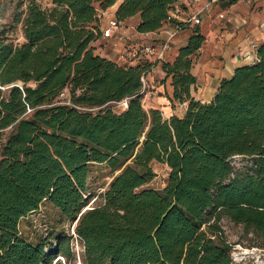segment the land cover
Masks as SVG:
<instances>
[{
	"label": "trees",
	"instance_id": "obj_1",
	"mask_svg": "<svg viewBox=\"0 0 264 264\" xmlns=\"http://www.w3.org/2000/svg\"><path fill=\"white\" fill-rule=\"evenodd\" d=\"M24 1L12 20L21 43L0 27V264H232L224 218L264 248V44L201 104L190 96L204 42L194 27L162 65L170 102L187 109L164 119L141 104L153 63L123 67L96 53L97 10L118 0H51L49 9L33 0L18 6ZM179 1L121 0L114 17L137 18L135 31L152 33ZM123 99L126 109L115 113ZM236 156L252 166L236 170ZM153 163L168 169L161 190L149 188ZM92 165L114 176L90 207ZM43 204L74 225L78 256L64 230L36 243L21 236L20 221Z\"/></svg>",
	"mask_w": 264,
	"mask_h": 264
},
{
	"label": "crops",
	"instance_id": "obj_2",
	"mask_svg": "<svg viewBox=\"0 0 264 264\" xmlns=\"http://www.w3.org/2000/svg\"><path fill=\"white\" fill-rule=\"evenodd\" d=\"M121 4L118 0L113 6L103 11L99 20L100 28L115 16ZM178 22L188 18L198 10L206 8L204 17L198 26L204 42L196 53L191 69L195 83L190 88V96L195 102L209 103L215 96L219 83L229 79L235 69L248 66L256 61L252 45L264 44V34L259 31V23L264 20V0H180ZM222 18H219V16ZM132 24H128L127 22ZM119 29L109 38H101L108 46L106 49L94 44L96 53L118 66H135L147 61L137 54L136 49L143 45L157 46L166 39V24L152 33L139 34L135 31L137 18L122 23ZM194 26L183 24L180 31L168 42V48L162 60L154 62L146 76L148 92L143 103L149 110H158L164 119L170 116L182 118L187 109V102H170L173 97L171 78L162 70L163 64H172L181 48L185 47L193 33ZM105 45V46H106Z\"/></svg>",
	"mask_w": 264,
	"mask_h": 264
},
{
	"label": "rangeland",
	"instance_id": "obj_3",
	"mask_svg": "<svg viewBox=\"0 0 264 264\" xmlns=\"http://www.w3.org/2000/svg\"><path fill=\"white\" fill-rule=\"evenodd\" d=\"M17 1L0 0V27L6 32L8 38L14 44L21 43V35L19 26L12 24L13 15L16 12L24 10L26 3L24 1L21 6H18ZM33 1L42 9L52 7L51 0ZM127 23L130 25L132 21ZM96 44L104 49L108 47L102 39ZM145 105L142 104V108L145 111H149ZM112 110L115 113L122 112L121 108L117 105L112 106ZM231 164L237 170L245 166L251 167L252 161L246 157L236 156L231 160ZM152 169L156 177L149 184V188L161 190L164 186V179L167 176L168 169L165 165L157 163L152 164ZM113 176L114 174L105 165H92L90 167L87 192L90 194L91 200L88 206L92 207L100 202V199H97V197L100 193H103ZM219 226L224 240L231 247L230 258L232 264H264V248L259 246V240L255 236L245 234L241 226L234 225L225 218L220 221ZM73 228L74 225H69V223L63 221L58 212L48 204H43L37 212L21 220L19 225L21 236L31 243H36L47 237V234L49 235L53 231L60 229L64 230L65 233L73 235ZM71 247L76 256L81 253V245L74 235L71 241Z\"/></svg>",
	"mask_w": 264,
	"mask_h": 264
},
{
	"label": "built area",
	"instance_id": "obj_4",
	"mask_svg": "<svg viewBox=\"0 0 264 264\" xmlns=\"http://www.w3.org/2000/svg\"><path fill=\"white\" fill-rule=\"evenodd\" d=\"M216 1L217 0H211V3H214ZM178 11H179V6L176 3L173 5L171 10L167 14L166 22L164 25H166V24L167 25L172 24V25L170 26V29H165L163 31L164 34L166 35V39L164 41L160 42L156 47L152 46V45H143V46L138 47L136 49L137 54L141 55L143 58H145L150 63H154V62H158V61L162 60L164 53L168 48V42L174 37V35L178 31L181 30L183 24L187 23V24L192 25L194 27L198 26L204 17V12L206 11V8H202V9L198 10L197 12H195L194 14L189 16L188 18H183V19L179 20L178 22L171 23L173 20H176L178 18L177 17ZM103 14H104L103 11L97 10V18L99 20ZM219 18H222V16L220 15ZM121 28H123V24L117 22L115 20V17H113L112 19H110L107 22V26L105 28H103V29L100 28L101 35H102L101 38L112 37L113 34ZM258 28H259V31L262 34H264V20H262L259 23ZM256 47H257L256 45H252V51L253 52H255ZM126 66L127 65H125L124 67H126ZM148 73L141 78L140 95L142 96V99H141L142 104H144L143 103L144 97H145L146 93L148 92V82L146 80V76L148 75ZM64 96L65 95L63 93L60 94V98H63ZM127 101H128V99H123V100H121L119 102H115L113 104L119 106L121 108V110L123 111L127 107ZM30 112L31 111L29 109H27L26 114H28ZM9 130H10V128H7L5 130V133H7ZM4 142H5V136H3L0 139V150H1V147H2Z\"/></svg>",
	"mask_w": 264,
	"mask_h": 264
}]
</instances>
